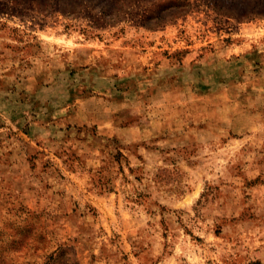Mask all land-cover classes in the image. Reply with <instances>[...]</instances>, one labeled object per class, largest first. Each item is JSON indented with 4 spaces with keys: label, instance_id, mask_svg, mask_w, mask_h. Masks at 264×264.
Segmentation results:
<instances>
[{
    "label": "rangeland",
    "instance_id": "374dc122",
    "mask_svg": "<svg viewBox=\"0 0 264 264\" xmlns=\"http://www.w3.org/2000/svg\"><path fill=\"white\" fill-rule=\"evenodd\" d=\"M0 264H264V0H0Z\"/></svg>",
    "mask_w": 264,
    "mask_h": 264
}]
</instances>
